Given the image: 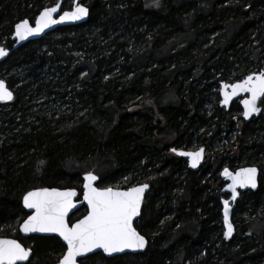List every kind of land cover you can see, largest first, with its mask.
<instances>
[{"label": "trees", "instance_id": "1", "mask_svg": "<svg viewBox=\"0 0 264 264\" xmlns=\"http://www.w3.org/2000/svg\"><path fill=\"white\" fill-rule=\"evenodd\" d=\"M57 2L0 0V45L11 48L14 25ZM151 2L83 0L85 23L27 42L0 63L13 93L0 103V237L30 248L31 264H56L65 248L55 237H20L23 195L69 188L79 199L89 172L99 188L148 184L134 223L147 247L79 264H264V102L248 123L236 103L207 110L220 82L264 71V0ZM71 6L65 0L61 11ZM237 123V140L197 172L171 152L206 151ZM247 165L259 169V187L240 194L225 242L218 172Z\"/></svg>", "mask_w": 264, "mask_h": 264}, {"label": "snow or ice", "instance_id": "2", "mask_svg": "<svg viewBox=\"0 0 264 264\" xmlns=\"http://www.w3.org/2000/svg\"><path fill=\"white\" fill-rule=\"evenodd\" d=\"M155 6H159V0H153ZM62 5L56 3L54 6L45 8L35 20V27L30 26L27 19L15 25V36L25 40L29 36L38 35L45 28L65 20L76 21L88 16L89 9L79 0H73L70 11H63L59 20L53 18ZM7 52L0 48V57ZM231 88V92L227 89ZM224 103L227 104L232 96L240 92L249 93L250 96L242 101L247 118L254 112H259L257 101L264 98V71L253 73L241 82L224 84L222 86ZM13 93L6 87L5 82L0 80V101H10ZM264 102V100H262ZM180 156L191 158V166L195 168L203 156L204 149L195 152H177ZM41 163H43L41 161ZM223 175L231 179L228 186L232 192V198L237 196V186L240 188L257 187V169L255 167L243 168L234 174L227 168ZM98 178L89 172L85 175L86 181L83 185L84 200L87 202L88 212L82 219L71 225L66 217L71 209L75 208L72 198L76 196L74 190L59 191L57 189L40 188L27 192L23 196V205L26 209L34 210L31 215L19 226L23 233H58L66 242V251L58 260V264H78V258L86 257L96 249L103 253L112 255L124 252L126 249L142 250L145 248L146 240L133 225L134 218L140 214L141 202L147 184L134 186L127 190L97 188L93 186ZM224 204V237L227 239L233 233V225L229 221V202ZM32 250L25 248L15 239H0V264H31Z\"/></svg>", "mask_w": 264, "mask_h": 264}, {"label": "water", "instance_id": "3", "mask_svg": "<svg viewBox=\"0 0 264 264\" xmlns=\"http://www.w3.org/2000/svg\"><path fill=\"white\" fill-rule=\"evenodd\" d=\"M64 1H65V0H58L57 3H60V4L62 5ZM79 2L82 3V4L84 5L83 0H79ZM53 6H54V5H53ZM84 6H85V5H84ZM51 7H52V6H51ZM72 7H73V0H72V6H71V9H72ZM85 7H86V6H85ZM48 8H49V7H48ZM44 9H45V8H44ZM44 9H42V10L38 13V15L36 16L35 20L39 17L40 13H41ZM71 9H70V10H71ZM70 10H66V11H70ZM62 13H63V11H61V9H60V11H59L58 13L53 14V18L59 20V16H60ZM87 19H88V16L82 18L81 20H76V21L65 20V21H63V22H60V23H57V24H54V25H50L48 28H45L44 31L41 32V33H39L38 35L29 36V37H28L27 39H25V40H20V39H18V38L15 36V25L17 24V23H16V24L14 25V27H13V33H12V36H11V41H12V43H13L12 46H11V48H5V47H3V46L0 45V48H3V49L7 52V55H6V56H4V57H0V63L3 62V61L9 56L10 53H12L13 51L17 50V49L20 48L21 46L25 45L27 42H31V41L39 40L40 38H43V37L46 36L47 34L53 32V31L56 30L57 28L68 27V26H76V25L83 24V23H85V22L87 21ZM35 20H34L32 23L29 22V23H30V26L35 27ZM20 22H21V21H20ZM18 23H19V22H18ZM257 74H258V73H257ZM246 77H247V76H246ZM246 77H244V78H246ZM244 78H243V79H244ZM243 79H241V80H239V81H235V82H233V83L220 82V83L218 84V85H219V91H218L219 103H218V106H219V108H221V109L225 110L226 112H228L229 109H230V107H231V105H232V103H233V102H238V105H239V107H240V119H241L244 123H247V122H249L253 117H258V116L261 114L260 103H261V101H262L264 98H261L260 100L257 101V107L260 109V111H259V112H254V113H252L250 116H248V117L246 118V117L244 116V114H243L244 111H245V108H244V105H243L242 101H243L244 99L249 98L250 94H249V93H245V92H240V93H238L237 95L232 96V97L229 99L228 103L225 104V103H224V95H223V91H222V86H223L224 84H229V85H231V84H234V83L241 82ZM0 80L4 81L3 79H0ZM4 82H5V81H4ZM5 85H6V83H5ZM6 87H7V85H6ZM7 88H8V87H7ZM8 89H9V88H8ZM9 90H10V89H9ZM10 91H11V90H10ZM227 91H228V92H231V88L227 89ZM11 92H12V91H11ZM11 101H12V100H10V101H0V103H1V104H8V103H10ZM201 148L204 149L203 156H202V158L200 159L199 163L197 164V166H196L195 168H193V167L191 166V158H190V157H188V156H180V155H177L176 152H173L172 150H171V152H172L174 155H176V156H178V157L184 159V160L186 161L187 168H188L189 170H191V171H193V172H197V171L199 170L200 166H201V165L203 164V162H204L205 148H204V147H199V148H197L196 150H181V149H176L177 152H181V151H182V152H195V151H198V150L201 149ZM251 167H255V168L257 169V187H256L255 189H253V188H251V187L240 188L239 186H237V189H236V191H237V196H236L235 200H233L231 189L228 187V186L232 183V181H231V179H229L228 177H226V176L223 175V171H224V169L227 168L230 172H232V173L234 174L235 172L239 171L240 169H243V168H251ZM85 175H86V174H84V175L82 176L81 194H80L79 199H78V191L75 190V189H69V188H65V189L54 188V189H57V190H59V191L74 190V191L76 192V196H74V197L72 198L73 203H74L76 206H75V208H73V209H71V210L69 211L68 216L66 217V221H67L68 223H69V218H70V217H71V216H72L77 210H79L81 207H84L85 210H86L84 216L87 215V212H88V206H87V202L84 200V195H83V193H84L83 185H84V183L86 182V181L84 180ZM218 175H219V177H220V179L222 180V183H223V185H222V187H221V189H220V195H221V197H220V200H219V203H220L221 226H222V238H223V240H224L225 242H228L229 240H231V239L233 238V236H234V234H235V226H234L233 221H232V213H233V210H234V208H235V206H236V202H237V200L239 199V196H240L241 193H245V192H252V193H253V192H256V191H257V189H258V187H259V176H260V172H259V169H258L256 166H254V165H247V166H241V167H238V168H236V169H230V168H228V167H223V168L220 169ZM97 182H98V179H97L96 181L92 182V183H93V186H94V187L99 188V187L97 186ZM142 184H146V183H142ZM142 184H138V185H134V186H140V185H142ZM147 185H148V184H147ZM134 186H132V187H134ZM130 188H131V187H130ZM38 189H40V188H38ZM48 189H53V188H48ZM113 189L127 190V189H120V188H113ZM33 190H36V189H33ZM33 190H30V191H33ZM148 190H149V186H148L147 189H145V192H144V194H143V198H142V202H141V208H142V205H143V203H144V198H145V195L147 194ZM28 192H29V191H28ZM26 193H27V192H26ZM26 193H25V194H26ZM25 194H24V195H25ZM24 195H23V196H24ZM225 200H227V201L229 202V221L232 223V225H233V229H234L232 235H231L229 238H227V239L224 237V231H225L226 229H225V226H224V218H223V214H224V204H223V202H224ZM21 205H22V208L24 209V211H25L26 213H28V215H31V214L33 213L34 210H32V209H26V208L24 207V205H23V197H22V199H21ZM141 208H140V212H141ZM28 215H27V216H28ZM84 216H82L80 219H82ZM139 217H140V214H139L138 217L134 218L133 225H134V223L139 219ZM26 218H27V217H26ZM26 218H25V219H26ZM78 220H79V219H78ZM76 221H77V220H75V221H73V222H71V223H69V224L71 225L72 223H75ZM22 222H23V221H22ZM22 222H21V223H22ZM21 223H20V224H21ZM20 224L18 225V228H17V231H18V234L20 235V237H22V238H27V237H30V236H37V237H55V238H57V239L60 241V243L64 246L65 251H66V242L63 241L62 237H60L58 233H38V232H37V233H23V232H21V231L19 230V226H20ZM0 239H11V238L0 237ZM145 240H146V238H145ZM146 247H147V240H146L145 248L142 249V250H131V249H126L124 252H121V253H114V254H112V255H108V254L103 253V251H102L101 249H96V250H94L93 253H89V254H87L86 257L89 256V255L95 254V253H100V254H102L105 258H113V257H117V256L124 255V254L137 255V254H141V253H143V252L145 251ZM65 251H64V252H65ZM61 257H62V256H61ZM86 257L78 258V262H79V260H82V259H84V258H86ZM30 258H31V257H30ZM26 263H27V262H24V264H26ZM56 264H58V261H57ZM78 264H79V263H78Z\"/></svg>", "mask_w": 264, "mask_h": 264}, {"label": "rangeland", "instance_id": "4", "mask_svg": "<svg viewBox=\"0 0 264 264\" xmlns=\"http://www.w3.org/2000/svg\"><path fill=\"white\" fill-rule=\"evenodd\" d=\"M151 5L154 6V3L151 2ZM260 71H262V70H260ZM243 78H241V79H243ZM213 91H216L218 93L219 85L216 87V89H213ZM218 103H219V97H218L217 101L213 97L208 104V107H207L208 112L213 113V111L215 110L214 109L215 104H218ZM239 115H240V112H239ZM239 121L241 122L240 118H239ZM240 129H241L240 123H237L236 127H233L229 130L221 128L220 135L214 139L215 140L214 142L212 140L210 146L206 149L204 161H207V159L211 160L213 158V152H221L227 146H229L232 142L237 140V135H239ZM188 150H196V147L188 149ZM218 174H219V172H218ZM233 218H235V212H233ZM233 218H232V220H233Z\"/></svg>", "mask_w": 264, "mask_h": 264}, {"label": "flooded vegetation", "instance_id": "5", "mask_svg": "<svg viewBox=\"0 0 264 264\" xmlns=\"http://www.w3.org/2000/svg\"><path fill=\"white\" fill-rule=\"evenodd\" d=\"M261 102H262V101H261ZM234 103L238 104V102H233L232 104H234ZM260 105H261V103H260ZM239 108H240V107H239ZM239 116H240V115H239ZM258 117H259V116H258ZM258 117H253V118H258ZM253 118H252V119H253ZM252 119H251V120H252ZM240 120H241V119H240ZM251 120H250V121H251ZM250 121H249V122H250ZM241 122H243V121L241 120ZM243 123H244V122H243ZM247 123H248V122H247Z\"/></svg>", "mask_w": 264, "mask_h": 264}]
</instances>
